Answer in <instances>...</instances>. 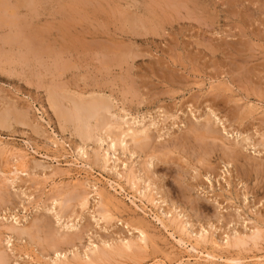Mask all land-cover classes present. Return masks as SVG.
<instances>
[{
    "label": "rangeland",
    "instance_id": "374dc122",
    "mask_svg": "<svg viewBox=\"0 0 264 264\" xmlns=\"http://www.w3.org/2000/svg\"><path fill=\"white\" fill-rule=\"evenodd\" d=\"M24 1L13 17L22 21L19 28L0 27V264H85L81 258L92 248L136 243L139 231L148 243H137L143 249L136 258L113 256L97 264H264V0H33V7ZM31 34L43 35L44 43ZM9 38L20 42L8 44ZM93 92L109 101L110 110H81V123H75L72 102ZM52 93L70 121L51 107ZM126 122L135 130L149 128L150 150L163 162L150 160L130 138L110 147L104 125L127 129ZM80 124L91 127L84 159L77 150ZM209 127L216 140L194 138ZM182 138L190 142L186 149ZM206 143L203 156L198 146ZM232 151L240 161L231 160ZM18 157L24 173L15 176L10 162ZM128 174L139 178L142 192L146 186L153 205L127 183ZM85 196L88 206L79 207L77 198ZM102 209L113 220L100 222ZM180 221L187 236L179 234ZM258 229L263 239L257 247L251 241ZM200 231L212 237L208 244L188 239ZM239 235L250 242L243 250L222 246ZM179 238L203 256L177 244ZM57 248L65 250L66 261Z\"/></svg>",
    "mask_w": 264,
    "mask_h": 264
},
{
    "label": "bare ground",
    "instance_id": "6f19581e",
    "mask_svg": "<svg viewBox=\"0 0 264 264\" xmlns=\"http://www.w3.org/2000/svg\"><path fill=\"white\" fill-rule=\"evenodd\" d=\"M39 1V0H38ZM41 1V0H40ZM82 1H84V0H82ZM86 1V0H85ZM88 1V0H87ZM87 1H86V4H87ZM90 1V0H89ZM94 1V0H93ZM96 1V0H95ZM113 1V0H112ZM153 1V0H152ZM167 1H169V0H167ZM177 1V0H176ZM9 2V0H0V13H1V16H0V21L2 22H0V27H1V24H8V25H10V26H14V28H19V25H21L22 23V21H20V22H17L16 20H13L14 18H16V16H15V13L14 12H16L15 11V8L18 6H20V5H23V2H25L24 0H15V4H13V6L11 5L10 6V4L8 3ZM14 2V1H13ZM27 2V4L29 5V6H31V7H33V6H35L36 4H35V2L33 1V0H27L26 1ZM170 2V1H169ZM171 2H173V1H171ZM85 3V2H84ZM90 3V5H92L91 4V2H88V4ZM93 3V2H92ZM153 3V2H152ZM154 3H156V2H154ZM175 3V2H174ZM173 3V4H174ZM38 4V3H37ZM100 4H101V2H100ZM125 4V3H124ZM158 4V3H157ZM164 4V3H163ZM162 4V5H163ZM192 4V3H191ZM28 5H25V6H28ZM39 5V4H38ZM107 5V4H106ZM113 5V4H112ZM168 5H171L172 7H174L176 4H174V5H172V3L171 4H168ZM177 5H178V3H177ZM179 5H180V3H179ZM78 6H79V4H78ZM86 6V5H85ZM132 6V5H131ZM154 6H156V4H154ZM157 6H159V5H157ZM165 6V5H164ZM170 6V8H172ZM189 6V5H188ZM17 7V8H18ZM30 7V8H31ZM80 7V6H79ZM83 7V6H82ZM88 7V6H87ZM139 7V6H138ZM141 7H142V5H141ZM153 7V6H152ZM163 7V6H162ZM165 7H167V5L165 6ZM234 7V6H233ZM21 8V7H20ZM26 8H28V7H26ZM121 8V7H120ZM151 8V7H150ZM164 8V7H163ZM169 8V7H168ZM174 8H176V7H174ZM185 8V7H184ZM85 9V8H84ZM98 9V8H97ZM204 9V8H203ZM14 10V11H13ZM39 10V9H38ZM154 10V9H153ZM169 10V9H168ZM182 10V9H181ZM186 10V9H185ZM33 11V10H32ZM37 11V10H36ZM84 11V10H83ZM92 11V10H91ZM94 11V10H93ZM164 11V10H163ZM39 12V11H38ZM175 12H178V11H175ZM187 12V11H186ZM185 12V13H186ZM17 13V12H16ZM90 13V12H89ZM113 13V12H112ZM150 13H151V11H150ZM84 14V13H83ZM87 14V13H86ZM34 15H35V13H34ZM93 15V14H92ZM159 15V14H158ZM192 15V14H191ZM29 16H30V14H29ZM31 16H32V14H31ZM143 16V15H142ZM14 17V18H13ZM110 17V16H109ZM149 17V16H148ZM152 17V16H151ZM33 18V17H32ZM141 18V17H140ZM17 19V18H16ZM138 19V18H137ZM103 20V19H102ZM164 20V19H163ZM135 21V20H134ZM196 21V20H195ZM84 22H86V21H84ZM130 22H132V21H130ZM140 22V21H139ZM144 22V21H143ZM72 23V22H71ZM79 23V22H78ZM147 23V22H146ZM151 23V22H150ZM100 24V23H99ZM131 24H133V23H131ZM135 24V23H134ZM144 24V23H143ZM148 24V23H147ZM99 26V25H98ZM97 26V27H98ZM105 26V25H104ZM107 26V25H106ZM24 27V26H23ZM75 27V26H74ZM131 27V26H130ZM133 27V26H132ZM21 28V27H20ZM104 28V27H103ZM136 29V28H135ZM141 29V28H140ZM76 30V29H75ZM10 31V30H9ZM20 32H21V30H19ZM64 31V30H63ZM104 31V30H103ZM126 31V30H125ZM147 31V30H146ZM154 31H155V29H154ZM34 32V31H33ZM32 32V33H33ZM133 32V31H132ZM135 32V31H134ZM23 33V32H22ZM43 33V32H42ZM156 33V32H155ZM40 34V33H39ZM65 35V34H64ZM76 35V34H75ZM106 35V34H105ZM28 36H33L34 37V39L36 40V41H38V40H40L41 38H43V35H40V37L41 38H39V36H37V34H31V35H28ZM82 36V35H81ZM9 37V36H8ZM28 38V37H27ZM10 39V38H9ZM8 39V41H7V43L8 44H14V43H18V39H14V38H11L10 40ZM31 39V38H30ZM80 39V38H79ZM17 40V41H16ZM44 40V39H43ZM28 41V40H27ZM41 41V40H40ZM20 42V41H19ZM76 42H78V41H76ZM5 43V42H4ZM39 43L40 42H34L33 43V45L32 46H34V47H32L33 49L32 50H35V48L36 49H38V52L42 49V47L39 45ZM41 43L43 44L44 42L43 41H41ZM15 45V44H14ZM89 45V44H88ZM98 45V44H97ZM99 45H100V43H99ZM8 46H10V45H8ZM101 46V45H100ZM11 47V46H10ZM91 47V46H90ZM1 48V47H0ZM89 47H87L86 49H88ZM105 48V47H104ZM116 48V47H115ZM22 49V48H21ZM103 49V48H102ZM110 49V47L108 48V50ZM20 50V49H19ZM31 50V51H32ZM107 50V49H106ZM122 50V49H121ZM45 51V50H44ZM110 51V50H109ZM117 51V50H116ZM34 52H36V51H34ZM105 52V51H104ZM31 53V52H30ZM29 53V54H30ZM103 53V52H102ZM112 53H114V52H112ZM125 53V52H124ZM129 53V52H128ZM33 54V53H32ZM40 54V53H39ZM39 54H37V55H39ZM97 54V53H96ZM110 54V53H109ZM115 54V53H114ZM122 54V53H121ZM121 54H119V55H121ZM242 54V53H241ZM104 55H106V54H104ZM113 55V54H112ZM118 55V56H119ZM43 56V55H42ZM103 56V55H102ZM124 56V55H123ZM122 56V58H124ZM6 57V56H5ZM38 57V56H37ZM46 57V56H45ZM60 57V56H59ZM106 57H108V56H106ZM113 57V56H112ZM116 57H117V55H116ZM127 57V56H126ZM134 57V56H133ZM136 57V56H135ZM26 58H28V57H26ZM39 58V57H38ZM40 58H41V55H40ZM118 58H120L121 59V57L119 56ZM132 58V57H131ZM105 59V58H104ZM122 60V59H121ZM22 61V60H21ZM24 61V60H23ZM114 61V60H113ZM61 62V61H60ZM116 62V61H115ZM120 60H119V65H120ZM107 63V62H106ZM117 64H118V62H116ZM108 64V63H107ZM112 65V64H111ZM110 66V65H109ZM33 68V67H32ZM43 68V67H42ZM64 69V68H63ZM106 69V68H105ZM61 71V70H60ZM65 73V72H64ZM56 77V76H55ZM57 81V80H56ZM102 85V84H101ZM103 86V85H102ZM97 89V88H96ZM253 89V88H252ZM56 92V91H55ZM58 92V91H57ZM53 94V93H52ZM51 95V94H50ZM54 95H56V94H53L51 97H49L50 99V103H51V107L55 110V111H57V113H58V115H59V118L61 119V120H63V121H67L66 120V117L67 116H65L60 110V108L61 107H59V105L58 104H60V103H62V102H59V101H57L58 99H56L55 98V96ZM57 95H58V93H57ZM56 95V96H57ZM59 96V95H58ZM87 96V95H86ZM81 99V101L79 102V103H77V101L76 102H72L71 100V102H72V104L74 103L75 104V108H72V110L74 109L75 110V114H74V118H75V123L77 122V121H79V123H81V116H80V111L81 110H87V111H89V113L91 112V111H95L96 113H98V112H100V111H109L110 110V103H109V101L105 98V97H103V96H101V95H99V94H97V92L95 93V92H93V93H91L88 97H82V98H80ZM65 100V99H64ZM67 100V99H66ZM72 100H74V99H72ZM78 100V99H77ZM60 101H62V100H60ZM70 101H68L67 100V102H70ZM70 102V103H71ZM49 105V104H48ZM116 105H114V107H115ZM73 107V106H72ZM116 108V107H115ZM123 108V107H122ZM53 110V111H54ZM124 110V109H123ZM255 110V109H254ZM125 112V111H124ZM65 113H71V111L69 112H65ZM95 113V114H96ZM126 113V112H125ZM208 113V112H207ZM9 114V113H8ZM94 114V113H93ZM106 114V113H105ZM104 114V115H105ZM211 114H213V112L211 113ZM85 115H87V114H85ZM102 114H100V116H101ZM124 115V114H123ZM70 116V115H69ZM71 116H73L72 115V113H71ZM90 116V115H89ZM93 116V115H92ZM107 116V115H106ZM105 116V117H106ZM206 116V115H205ZM109 117V116H108ZM112 117V116H111ZM159 117V116H158ZM69 117H67V119H68ZM73 117H72V119H74ZM86 118V117H85ZM95 118V116L93 117V119ZM97 118H98V116H97ZM164 119V118H163ZM69 120V119H68ZM89 120V119H88ZM104 120V119H103ZM129 120V119H128ZM151 120V119H150ZM70 121V120H69ZM85 121V120H84ZM83 121V122H84ZM99 121V120H98ZM107 121V120H106ZM110 121V120H109ZM125 121V120H124ZM123 121V122H124ZM166 121V120H165ZM210 118H208L207 119V122H209V126H210ZM4 122V121H3ZM68 122V121H67ZM85 122H88V121H85ZM100 122V121H99ZM131 122H132V120H131ZM187 122V121H186ZM5 123V122H4ZM102 123V122H101ZM128 125L127 126H129V122H126ZM136 123V122H135ZM212 123V122H211ZM61 124H62V122H61ZM89 124V123H88ZM143 123H141V125H142ZM78 125V124H77ZM90 125V124H89ZM126 125V124H125ZM124 125V126H125ZM91 126V125H90ZM149 126V125H148ZM77 127V126H76ZM101 127H103V126H101ZM104 127H107V137H108V139H110V141H111V143H112V146H110V147H112V149L113 148H115L116 147V145L117 144H124L125 142H126V140L128 139V138H130L131 139V141H133V143L135 144V146H136V149L137 150H139L141 153H144L145 154V156H147L148 158L150 157L151 159L150 160H152V159H155V157L157 158V159H159V160H161L160 159V157L158 158V156H155V152H156V150H150V147H149V144H150V136L148 135V129L149 128H145L144 130H141L140 131V129H137V130H135V129H133V128H131L130 126L127 128V129H124V128H122L121 126H119V125H113V124H110V123H106L105 125H104ZM194 127V126H193ZM214 127V126H213ZM89 128H91V127H89ZM88 128V126H87V124L85 125L84 124V126H83V124H80L78 127H77V136H79L80 138H81V142L83 143L81 146H79L78 148H77V150H78V155L80 156V157H82L81 159H84V157L86 156L87 157V153L85 152V140H87V139H90V131L88 130L89 129ZM139 128V127H138ZM155 128V127H154ZM220 128V127H219ZM110 129H115V130H118V132L117 133H113L112 132V130L110 131ZM143 129V128H142ZM193 129H195V128H193ZM36 130V129H35ZM91 130V129H90ZM204 130V129H203ZM75 131V130H74ZM106 132V131H105ZM164 132V131H163ZM97 133V132H96ZM198 133V132H197ZM154 134V133H153ZM152 135V134H151ZM193 135V134H192ZM218 135V134H217ZM217 135H216V131L215 130H213L212 128H206V130L205 131H203L202 133H199V135H197L196 137H194L195 139H199V140H206V139H212V140H216V138H217ZM165 136H166V134H165ZM161 137V136H160ZM248 138V137H247ZM250 138V137H249ZM152 139V138H151ZM178 139V138H177ZM195 139H193L194 141H195ZM95 141V140H94ZM108 141V140H107ZM109 141V142H110ZM179 141H181L180 143H182L181 144V148H185V146L186 145H184V144H187L188 145V143H190V142H188L189 140L187 139V138H182V140H180L179 139ZM202 141V142H203ZM207 141V140H206ZM99 143H101V141L99 142ZM169 143H171V142H169ZM127 144V143H126ZM133 144V145H134ZM125 145V144H124ZM173 145V144H172ZM166 146V145H165ZM168 146V145H167ZM209 145H208V143H206L205 145H199L198 146V149H199V151L198 152H200V151H202V152H204V153H202L201 152V154L204 156V155H206V154H208L209 153V147H208ZM241 146V145H240ZM109 147V148H110ZM170 147V146H169ZM186 147H188V146H186ZM215 147L216 146H214V150H215ZM158 148V147H157ZM164 148H166V147H164ZM171 148V147H170ZM177 148V147H176ZM183 148V149H184ZM193 148V147H192ZM192 148H190V150L192 149ZM195 148V147H194ZM197 148V147H196ZM195 148V149H196ZM230 148V147H229ZM167 149V148H166ZM186 149V148H185ZM211 149V148H210ZM213 149V148H212ZM212 149L210 150L211 152H212ZM115 150H116V148H115ZM175 150V149H174ZM178 150V149H177ZM187 150H188V148H187ZM7 151V150H6ZM113 151V150H112ZM161 151V150H160ZM159 151V152H160ZM241 151V150H240ZM108 152V151H107ZM117 152H118V150H117ZM132 152V151H131ZM179 152V151H178ZM191 152V151H190ZM196 152V151H195ZM113 153H114V151H113ZM162 153V152H161ZM171 153V152H170ZM232 153H234L233 151H232ZM98 154V153H97ZM157 154H159V153H157ZM184 154V153H183ZM213 154V153H212ZM215 154V153H214ZM239 153H237V152H235L234 154H232L231 155V160L233 161V162H237V161H240L239 159V155H238ZM134 155V154H133ZM133 155H131V156H133ZM179 155H180V153H179ZM186 155V154H185ZM195 155V154H194ZM227 155H229V154H227ZM226 155V156H227ZM101 156V155H100ZM99 156V157H100ZM105 157H106V155H104ZM102 157V158H104V159H106L105 157ZM113 156V155H112ZM181 156V155H180ZM179 156V157H180ZM198 156V155H197ZM76 157H78V156H76ZM165 157H167V154H164L163 153V158H165ZM175 157V156H174ZM182 157V156H181ZM180 157V158H181ZM191 157H193V156H191ZM190 157V158H191ZM228 157V156H227ZM24 158V157H23ZM97 158V157H96ZM95 158V159H96ZM170 158V157H169ZM169 158H167V159H169ZM180 158H179V160H180ZM200 158V157H199ZM211 158V157H210ZM229 158V157H228ZM78 159H79V157H78ZM77 159V160H78ZM171 159V158H170ZM172 159H174V158H172ZM187 159V158H186ZM194 160H195V158H193ZM205 159V158H204ZM24 160V159H23ZM22 158H17L16 159V161H11L10 163H11V169L12 170H9V171H11V173H13V175H15V176H17L18 175V172H23V170L21 169H19V166H21V167H23V163H22ZM28 160V159H27ZM178 160V161H179ZM203 160V159H202ZM230 160V159H229ZM79 161V160H78ZM96 161H98V160H96ZM100 161V160H99ZM163 161H164V159H163ZM162 160H161V162H163ZM169 161V160H168ZM173 161V160H172ZM182 161V160H181ZM109 162V160H107L105 163H108ZM116 162V161H115ZM153 162V161H152ZM174 162H176V161H174ZM202 162V161H201ZM151 163V162H150ZM167 163V162H166ZM183 163V162H182ZM187 163V162H186ZM185 163V164H186ZM193 163V162H192ZM12 164H14V166L12 165ZM163 164V163H162ZM189 164V163H188ZM208 164V163H207ZM232 164V163H231ZM10 165V164H9ZM150 165V164H149ZM153 165V164H152ZM20 167V168H21ZM115 167H116V165H115ZM9 168V169H10ZM113 168V167H112ZM195 168H197V167H195ZM115 169V168H114ZM245 169V168H244ZM14 170V171H13ZM116 170V169H115ZM243 170V169H242ZM258 170V169H257ZM29 171V170H28ZM178 171V170H177ZM194 171V170H193ZM129 172V171H128ZM138 172V171H137ZM142 172H143V170H142ZM260 172V171H259ZM24 173V172H23ZM156 173V172H155ZM181 173V172H180ZM183 173V172H182ZM263 173V172H262ZM149 174V173H148ZM19 175H21L20 173H19ZM119 175H121V174H119ZM123 175V174H122ZM130 174H128V176H127V179L126 178H124L126 175H123L121 178H124V179H126V181H127V183L128 184H130L131 186H132V188L134 187L135 188V190L136 191H138L137 192V194L139 193V195H140V197L142 196L143 197V199H147L148 200V202L151 204L152 203V205H153V203H155V199L153 198V197H150L151 195H150V193H148V191L146 192L145 190H147L146 189V186L144 187V190H143V192L145 191V193H143L142 192V190H141V188H140V183H139V178H137V177H130L129 176ZM146 175V174H145ZM181 175V174H180ZM185 175V174H184ZM262 176L264 175V174H261ZM15 176H11V178H15ZM199 176V175H198ZM152 177V176H151ZM256 177V176H255ZM179 178H181V177H179ZM17 179V178H16ZM13 180V179H12ZM122 180V179H121ZM154 182V181H153ZM10 183V182H9ZM17 183V182H16ZM126 183V184H127ZM179 183V182H178ZM142 186V185H141ZM147 187L149 188V185H147ZM182 187V186H181ZM1 188V187H0ZM99 188V187H98ZM97 188V189H98ZM131 188V187H130ZM134 188H133V190H134ZM151 188V187H150ZM96 189V190H97ZM122 190V189H121ZM151 190V189H150ZM76 191V190H75ZM98 191V190H97ZM153 192V191H152ZM189 192V191H188ZM98 192H96V196L98 195V197H99V199H98V205H101V207L104 205L103 203V197H102V195L101 194H97ZM146 193H148V195H146ZM87 194V193H86ZM83 195V194H82ZM76 196H79V195H76ZM153 196V195H152ZM87 196H85V197H78L77 198V201H79V198H80V206L79 207H83V208H86L85 206L87 205L88 206V202H87V200H88V198H86ZM141 197V198H142ZM75 198V197H74ZM95 198V197H94ZM189 198V197H188ZM30 199V198H29ZM142 199V200H143ZM145 199V200H146ZM161 199V198H160ZM3 200V199H2ZM72 200V199H71ZM163 200V199H162ZM53 201H54V203L55 204H60V203H58L59 202V200L57 199V198H55V199H53ZM76 201V200H75ZM95 201V200H94ZM184 201V200H183ZM191 201V200H190ZM4 202V201H3ZM147 202V203H148ZM165 202V200L162 202V203H164ZM53 203V204H54ZM148 203V204H149ZM77 204H79V203H77ZM146 207V206H145ZM109 208V207H108ZM61 209V208H60ZM96 209V208H95ZM104 209V208H103ZM102 209V211H104L103 213H100V212H98V213H100L99 215L98 214H96V215H98L99 217H101V220H100V222H102V219L103 220H105V223H107V222H109L110 221V219H112L113 220V216H112V218H111V213H110V211L108 210V209H105V210H103ZM101 211V212H102ZM96 212V213H97ZM115 214V213H114ZM165 215V214H164ZM167 215V214H166ZM165 215V216H166ZM95 216V215H94ZM170 218V217H169ZM174 219V218H173ZM182 219V218H181ZM72 220V219H71ZM116 220H118V219H116ZM167 220V219H166ZM171 221V219H168L167 221ZM99 221V220H98ZM175 221V220H174ZM76 222V221H75ZM161 222V221H160ZM173 222V221H172ZM169 223V225L170 224H173V223ZM181 222V221H180ZM162 223H164V221L162 222ZM176 224L178 225V223L176 222ZM11 225V224H10ZM162 225V224H161ZM163 225H165V223L163 224ZM185 225V223L183 224L182 222H181V224H180V227H179V225H178V227L180 228V230H179V232H178V228L176 229H174V230H176V232H177V234L179 233V234H181L182 233V235H184L183 233H185V232H187V230H186V226H184ZM71 226H73V225H71ZM168 226V225H167ZM174 226H175V224H174ZM75 227V226H74ZM164 227H166V225L164 226ZM169 227V226H168ZM170 227H171V225H170ZM169 227V228H170ZM176 227V226H175ZM65 228V227H64ZM72 228V227H71ZM167 228V227H166ZM168 228V229H169ZM257 228V227H256ZM66 229H68L67 227H66ZM20 230V229H19ZM19 230H17V231H19ZM147 230V229H146ZM166 230V229H165ZM14 231L15 230H13V228L12 229H10L9 230V232H11V234L13 235L14 234ZM138 231V230H137ZM258 231H259V233H256V232H254V235H253V238H252V240L253 241H251V242H254V243H252V244H255L256 246L258 245L257 244V241L262 237V232L263 231H260L259 229H258ZM170 232V231H169ZM175 232V233H176ZM139 233H140V235H139V238H138V240L136 239L135 241H136V243H134L133 242V240L131 241H127V242H124V241H122V243L121 244H119L118 243V245L116 246V248H114V249H112V250H99V248L96 246L95 248H92V250H91V253H88V254H85V258H81V259H85V260H87V262L89 263V264H97L98 262L100 263V262H102V261H108V260H111L110 258L111 257H121V258H123V257H125L126 255L128 256V254L130 255V254H133V255H131L132 257H133V259H134V257L136 258V253L137 254H139V250L141 251V249H143L142 247H141V245L139 246V244H137V243H140V242H142V243H144V245L146 246V243H148V236H147V234H145V232L144 231H139ZM174 233V232H173ZM196 233H198V232H195V234H194V236L190 233L189 235H188V239H194L195 240V242H197L198 244L199 243H203V245L205 244V243H207L208 244V242L210 241V238L212 239V237L211 236H209L210 238H207V236L209 235H206V233H204V231H200L199 233L200 234H196ZM11 234H9V235H11ZM181 235V236H182ZM186 235V234H185ZM184 235V236H185ZM230 235V234H229ZM14 236V235H13ZM17 236V235H16ZM29 236V235H28ZM31 236V235H30ZM37 236V235H36ZM70 236V235H69ZM173 237H174V234L172 235ZM178 236V235H177ZM187 236V235H186ZM241 236H242V234H241ZM240 235L238 236V237H227L226 239H227V241L224 243V244H222V246H224V245H226V246H224V247H228L229 249L231 248H236V249H234V250H237V248H240V250L242 249L243 250V246H247V244L249 245V243L250 242H248V240H247V236L245 237V238H243V237H241ZM60 237V236H59ZM71 237V236H70ZM178 237H180V236H178ZM250 237V236H249ZM264 237V236H263ZM263 237H262V239H263ZM10 238V240H11V238H13V237H9ZM35 238V237H34ZM62 238V237H61ZM67 238V237H66ZM172 238V237H171ZM187 238V237H186ZM186 238H185V240H186ZM31 239V238H30ZM48 239V238H47ZM154 239V238H153ZM158 239V238H157ZM173 239V238H172ZM250 239V238H249ZM262 239H260L259 240V242L262 240ZM9 240V239H8ZM7 240V241H8ZM57 240V239H56ZM185 240L183 241V240H180V238H179V241L177 242V244L179 243L180 245H182L183 247H185L186 249H188L189 248V250L190 251H192V252H194V253H198L199 255H200V253L202 254V256H203V253L202 252H199V247H195L194 246V243H193V245L190 243L189 244V241L188 242H185ZM221 240V239H220ZM251 240V239H250ZM2 241V240H1ZM28 241V240H27ZM54 241V240H53ZM140 241V242H139ZM213 241H215V242H213L212 243V240H211V243L213 244V245H215V246H218L220 249H221V244L220 243H218V241H216V240H214L213 239ZM8 242H10V241H8ZM39 242H41V241H39ZM61 242V241H60ZM101 242V241H100ZM191 242V241H190ZM50 243V242H49ZM54 243V242H53ZM71 243V242H70ZM106 243V242H105ZM141 243V244H142ZM153 243V242H152ZM151 243V244H152ZM202 243H201V245H202ZM45 244V243H44ZM52 244V243H51ZM56 244L57 243H55L54 245H55V247H57L56 246ZM60 244V243H59ZM136 244H137V246H136ZM35 245V244H34ZM158 245V244H157ZM254 245V246H255ZM59 246V245H58ZM72 246V245H71ZM70 246V247H71ZM94 246V245H93ZM108 246V245H107ZM144 246V247H145ZM179 246V245H178ZM88 247V246H87ZM137 247H140V248H137ZM154 247V246H153ZM155 247H157V246H155ZM154 247V248H155ZM169 247V246H168ZM258 247V246H257ZM260 247V246H259ZM41 248H43V247H41ZM49 248V247H48ZM47 248V249H48ZM198 248V249H197ZM217 248V247H216ZM219 248H217V249H219ZM262 248V247H261ZM62 249V248H61ZM60 248H57L56 249V254H57V256L58 257H60L61 259H62V257L64 258V260L65 259H68L67 257H66V253H65V250H64V253H62L61 251L59 252V250H61ZM68 249V248H67ZM139 249V250H138ZM157 249V248H156ZM245 249V248H244ZM170 250V249H169ZM88 251V250H87ZM136 251H138V252H136ZM165 251V250H164ZM172 251V250H171ZM258 251V250H257ZM90 252V251H89ZM69 253V252H68ZM148 253V252H147ZM152 253V252H151ZM167 253V252H166ZM185 253V252H184ZM181 254V253H180ZM209 254V253H208ZM207 254V256L209 257V259H210V257L211 258H213V256H210L211 254H209L208 255ZM83 256H84V254H82ZM143 255V254H142ZM199 255H197V257L199 256ZM164 256V255H163ZM169 256V255H168ZM184 256V255H183ZM192 256V255H191ZM190 256V257H191ZM261 256V255H260ZM9 257V256H8ZM75 257V256H74ZM129 257V256H128ZM128 257H125V258H128ZM132 257H129L130 259L132 258ZM174 257V256H173ZM194 256H192V258H193ZM200 257V256H199ZM264 257V256H263ZM76 258V257H75ZM195 258V257H194ZM193 258V259H194ZM216 258V257H215ZM214 258V259H215ZM219 258V257H218ZM255 258V257H254ZM257 258H259L258 260L260 261V258L261 257H257ZM46 259V258H45ZM77 259V258H76ZM171 259V258H170ZM175 259V258H174ZM198 259V258H197ZM201 259V258H200ZM204 258H202V260H203ZM206 259V258H205ZM222 259V258H221ZM73 260H75V259H73ZM78 260V259H77ZM195 260H196V258H195ZM199 260V259H198ZM213 260V259H212ZM223 260V259H222ZM226 260V259H225ZM236 260H238V259H236ZM241 260V259H240ZM247 260V259H246ZM264 260V259H263ZM52 261V260H51ZM66 261V260H65ZM64 261V262H65ZM69 261H71V260H68V261H66L64 264H68L69 263ZM84 261V260H83ZM131 261V260H130ZM204 261H210V260H204ZM228 261V260H227ZM58 262V261H57ZM57 262L54 260L53 261V263L55 264H57ZM75 263V261H72V264H74ZM86 262V263H87ZM104 262H102V263H104ZM128 262V261H127ZM172 262V261H171ZM188 262H190V260L188 261ZM231 262V261H230ZM238 262H239V260H238ZM263 262V261H262ZM0 263H2V260L0 259ZM78 264H80V262H77ZM85 263V264H86ZM87 263V264H88ZM101 263V264H102ZM108 263V262H107ZM133 263V262H132ZM131 263V264H132ZM140 263V262H139ZM181 263V262H180ZM194 263V262H193ZM228 263V262H227ZM241 263V262H240ZM257 263H259V262H257ZM58 264H61V262L59 261V263ZM82 264H84V262L82 263ZM122 264V263H121ZM124 264V263H123ZM156 264H158V263H156ZM161 264V263H160ZM163 264V263H162ZM168 264V263H167ZM170 264V263H169ZM183 264V263H182ZM230 264V263H229Z\"/></svg>",
    "mask_w": 264,
    "mask_h": 264
}]
</instances>
